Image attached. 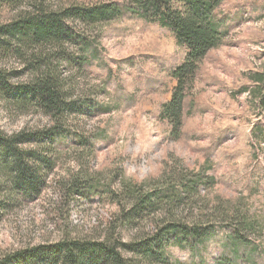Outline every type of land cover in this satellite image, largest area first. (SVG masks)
I'll use <instances>...</instances> for the list:
<instances>
[{
  "label": "rangeland",
  "instance_id": "obj_1",
  "mask_svg": "<svg viewBox=\"0 0 264 264\" xmlns=\"http://www.w3.org/2000/svg\"><path fill=\"white\" fill-rule=\"evenodd\" d=\"M37 1L58 7L130 0H20L0 5V21H9ZM219 14L226 17L229 32L201 61L189 85L178 137L164 112L177 85L172 68L182 61L171 26L130 14L83 24L86 38L100 49L91 67L74 60L80 53L75 44L69 48L74 57L67 59L52 49V60L74 99L89 97L117 108L98 115L76 110L68 114L67 123L78 137L99 135V141L91 148L71 139L50 150L57 164L40 195L9 199L4 188L8 174H1L0 204L10 200V206L0 213V263L22 248L65 238L103 239L114 232L130 242L155 234L160 223L171 220L219 225L226 205L250 215L256 226L248 236L264 246V88L257 90L251 81L264 69V0H224ZM0 69L13 83L30 79L22 56L0 52ZM51 120L37 103L0 90V126L5 132L36 131ZM184 170L215 180L199 193L184 192L173 203L158 194L152 206L139 207L135 218L119 225L122 212L141 195L176 185ZM76 178L82 187L78 193L70 188ZM85 179L99 190H83ZM242 220L239 214L233 222L241 226ZM216 238L196 259L217 264L225 249ZM171 253L191 263L190 250L177 246ZM128 256L137 264H166ZM257 259L264 264V256ZM36 264L48 263L43 259Z\"/></svg>",
  "mask_w": 264,
  "mask_h": 264
},
{
  "label": "trees",
  "instance_id": "obj_2",
  "mask_svg": "<svg viewBox=\"0 0 264 264\" xmlns=\"http://www.w3.org/2000/svg\"><path fill=\"white\" fill-rule=\"evenodd\" d=\"M19 1L0 0V5ZM223 1L130 0L125 3L107 1L58 7L37 1L31 7L19 11L9 21H0V52L22 56L31 73L27 82L13 83L7 72L0 69V90L37 103L52 119L49 126L36 131L22 129L10 134L0 126V180L1 174H8L4 188L9 199L41 194L49 172L57 164V159L49 154L50 150L66 146L71 139L80 141L83 146H96L99 135H89L86 140L85 136L78 137L71 130L66 119L72 110L98 115L110 113L117 108L89 97L74 99L59 67L52 60V49H57V54L67 59L74 55L69 48L75 44L80 53L74 60L83 67H91L99 59L100 49L94 41L86 38L83 24L107 23L130 14L145 22L159 19L164 25L171 26L182 52V61L172 68L171 74L176 77L177 85L164 112L171 120L172 134L178 137L183 127L189 85L201 61L213 48L219 46L230 29L226 17L219 14ZM251 81L257 84V90L259 87L264 88V69L255 73ZM248 88L246 86L243 90ZM183 173L176 185L159 189V193L153 190L141 195L140 201L122 212L119 225L125 226L128 220L135 218L133 212L139 214V207L152 206L158 194L159 197H168L169 202L173 203L184 192L199 193L210 180H215L214 176L206 177L200 171L184 170ZM71 185L72 192L81 191L79 179L76 178ZM84 189L92 194L99 190L87 179ZM129 191L135 192L131 189ZM139 191L142 192V188ZM9 202L4 200L0 204V213L10 206ZM236 208L233 205L222 207V223L219 225L171 220L160 223L155 234L130 242L117 237L114 232L103 239L65 238L22 248L0 264H36L43 259L48 264H137L134 257L128 256L130 253L145 259L156 258L166 264H185L171 253V249L177 246L190 250V264H210L206 258L196 259V255L206 251L214 237L225 249L217 264H259L257 258L264 256V246L248 236L256 225L246 211ZM239 214L243 216L241 226L233 222Z\"/></svg>",
  "mask_w": 264,
  "mask_h": 264
}]
</instances>
